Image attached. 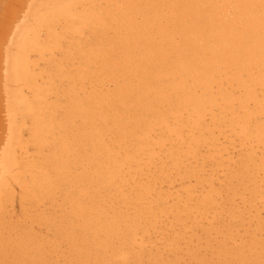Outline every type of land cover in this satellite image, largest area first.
Returning a JSON list of instances; mask_svg holds the SVG:
<instances>
[{
  "label": "bare ground",
  "instance_id": "bare-ground-1",
  "mask_svg": "<svg viewBox=\"0 0 264 264\" xmlns=\"http://www.w3.org/2000/svg\"><path fill=\"white\" fill-rule=\"evenodd\" d=\"M12 2L0 264H264V0Z\"/></svg>",
  "mask_w": 264,
  "mask_h": 264
},
{
  "label": "rangeland",
  "instance_id": "rangeland-1",
  "mask_svg": "<svg viewBox=\"0 0 264 264\" xmlns=\"http://www.w3.org/2000/svg\"><path fill=\"white\" fill-rule=\"evenodd\" d=\"M16 1H17V0H16ZM16 1L14 0V2H12V5H13V6H15Z\"/></svg>",
  "mask_w": 264,
  "mask_h": 264
}]
</instances>
